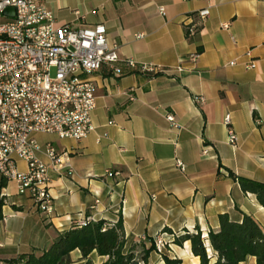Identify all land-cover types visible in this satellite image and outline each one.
Returning a JSON list of instances; mask_svg holds the SVG:
<instances>
[{
  "label": "crops",
  "instance_id": "crops-1",
  "mask_svg": "<svg viewBox=\"0 0 264 264\" xmlns=\"http://www.w3.org/2000/svg\"><path fill=\"white\" fill-rule=\"evenodd\" d=\"M44 1L55 26L101 23L108 40L118 44L120 59L167 71L149 74L121 65L122 74H115L102 65L90 75L96 84L93 129L78 140L34 135L42 148L49 140L68 151L73 171L51 173L48 214L35 207L29 193L18 192L14 181L5 182L0 264L46 248L57 232L86 216L105 222L120 217L126 249L134 246L139 253L153 246L148 264H165L161 254L199 264L188 240L182 245L172 240L197 228L205 237L218 227L221 213L234 220L249 214L264 231V207L229 174L264 182V0ZM200 10H207L202 20ZM191 22L197 30L187 36L185 25ZM193 52L198 53L191 59ZM251 61L254 66L246 67ZM199 95L202 102L195 100ZM225 114L237 136L234 146L227 141ZM38 155L47 161L42 151ZM16 165L26 169L20 159ZM107 169L118 174L107 176ZM157 237L166 241L161 253L155 250ZM88 259L100 264L105 256L93 250ZM69 261L86 259L73 249ZM241 264H256L255 257Z\"/></svg>",
  "mask_w": 264,
  "mask_h": 264
},
{
  "label": "built area",
  "instance_id": "built-area-1",
  "mask_svg": "<svg viewBox=\"0 0 264 264\" xmlns=\"http://www.w3.org/2000/svg\"><path fill=\"white\" fill-rule=\"evenodd\" d=\"M8 6L13 7V15L3 13ZM159 12H164L162 6ZM206 15L207 10L197 12L200 20ZM53 21L54 13L44 0H0V180L14 181L18 192L29 193L35 207L47 214L53 211L51 173L70 175L73 167L68 151L57 149L49 140L42 148L34 135L78 140L93 129L96 84L90 75L102 65L115 74H122L121 65L149 74L167 71L159 64L120 59L118 44L108 40L101 23L74 27L67 23L55 26ZM185 30L187 36L194 34L197 23H187ZM197 53L189 57L194 59ZM245 66L253 67L254 62ZM195 100L202 102L204 98L199 95ZM166 118L176 125L171 113ZM223 122L228 127L227 141L234 146L237 136L230 127L229 114ZM41 151L47 161L39 157ZM202 152H206L205 147ZM17 159L26 163L25 170L17 167ZM176 165L183 167L179 160ZM115 174L118 171L106 170L107 176ZM3 186L0 184L2 200ZM85 218L78 220L79 224ZM165 244L160 237L154 240L158 253Z\"/></svg>",
  "mask_w": 264,
  "mask_h": 264
},
{
  "label": "trees",
  "instance_id": "trees-1",
  "mask_svg": "<svg viewBox=\"0 0 264 264\" xmlns=\"http://www.w3.org/2000/svg\"><path fill=\"white\" fill-rule=\"evenodd\" d=\"M229 174L237 179L243 192L253 193L258 203L264 207V182L235 176L232 172ZM5 182L0 180L1 185H5ZM104 224L106 227L103 230ZM186 240L190 243L193 255L198 256L199 264H241L248 256H254L256 264H264V231L246 213H242L238 220L231 219L227 213H221L218 227L210 228L205 237L197 228L195 231L185 230L174 236L172 242L182 245ZM208 247L212 255L208 254ZM152 248L151 245L139 253L134 251V246L126 249L120 217L115 223L85 218L82 224L76 221L71 227L57 232L46 248L20 253L8 261L14 264H70V251L78 249L82 258L86 259L83 264H91L88 256L93 250L98 255L105 256L100 264H148V253ZM161 256L165 264H181L178 257L166 254Z\"/></svg>",
  "mask_w": 264,
  "mask_h": 264
},
{
  "label": "water",
  "instance_id": "water-1",
  "mask_svg": "<svg viewBox=\"0 0 264 264\" xmlns=\"http://www.w3.org/2000/svg\"><path fill=\"white\" fill-rule=\"evenodd\" d=\"M3 13L7 14V15H13L14 9H13V7H10V6L5 7L4 10H3Z\"/></svg>",
  "mask_w": 264,
  "mask_h": 264
}]
</instances>
